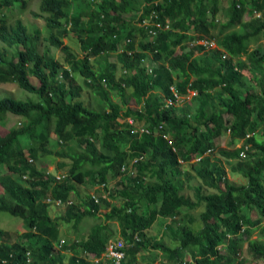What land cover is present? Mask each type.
<instances>
[{
  "label": "trees",
  "instance_id": "obj_1",
  "mask_svg": "<svg viewBox=\"0 0 264 264\" xmlns=\"http://www.w3.org/2000/svg\"><path fill=\"white\" fill-rule=\"evenodd\" d=\"M28 1L0 0V9L23 11ZM220 1L41 0L46 30L0 16V83L37 96H0L1 125L7 113L22 118L0 132V211L25 225L0 227V264H114L103 256L112 239L126 243L120 264L151 250L173 264H246L245 243L264 264V0H231L222 17ZM249 9L253 21L244 20ZM72 36L82 53L64 41ZM84 88L94 104L81 99ZM226 135L232 148H218ZM216 150L244 183L226 179L219 161L205 163ZM45 155L55 172L29 159ZM195 157L190 175L183 165ZM130 164L133 174L110 191L109 178ZM102 184L107 197L80 194ZM56 200L65 211L52 217ZM157 220L159 238L147 233ZM61 223L76 234L69 243Z\"/></svg>",
  "mask_w": 264,
  "mask_h": 264
},
{
  "label": "rangeland",
  "instance_id": "obj_2",
  "mask_svg": "<svg viewBox=\"0 0 264 264\" xmlns=\"http://www.w3.org/2000/svg\"><path fill=\"white\" fill-rule=\"evenodd\" d=\"M231 0H221L219 2L220 5V11H219V17H222L224 15H226V13L228 12V7L230 5ZM40 4H41V0H29L28 4H27V8L23 11H19L18 10V6L17 4H15L14 6L17 7V9L15 7H11V8H5V9H0V16H6V18H8L10 21L14 20L15 18H21L23 21H25L26 23L29 24V27H32V25H37L40 28H44L45 27V19L44 17H38L36 16V13H40ZM20 9V8H19ZM1 11H3V13H1ZM137 14L133 12L132 14L129 15V17H132L133 19L137 18ZM258 14L255 13L254 11L253 13H251V10L249 9L247 11V13L244 15V20L245 21H253L255 20ZM43 30H46L45 28ZM65 42L71 43V45L74 47V49L78 50L80 53H82V51L79 49V46L76 42V39L74 36L71 37V39L69 38H65L64 39ZM261 43L264 44V38L261 40ZM211 45H215V43H211ZM51 51L53 53V55H55L57 58L63 60L64 59V54L62 53L61 50H59L56 47H51ZM109 60L114 62L115 59V55L111 54V56L109 57ZM122 68L118 69V75H120L122 73ZM244 73L246 74V76L250 77V73L245 70ZM77 80L79 83H82V77L78 74H75ZM33 81H36L34 79H32ZM15 95L19 98L22 99H32V100H36L37 96L33 93H28L25 90H22L16 83H0V96H5V95ZM190 98V96H187L186 99L188 100ZM81 99L84 100L86 103L92 102L93 104L95 103V99L93 97V93L91 92V90L89 88H84V90L82 91V96ZM182 98L179 100V102L181 103ZM128 105H130L131 107L137 108L138 106L135 105V102L132 99H128ZM4 123L2 124V121L0 120V132H5L7 131L10 127L12 126H16L19 125V123L22 121V118L11 114V113H7L5 115L4 118ZM144 127H142L143 129ZM51 141L55 142L56 141V136L54 134H52L50 136ZM216 145L217 147H227V148H232L231 146V140L229 138L228 135L220 137L218 139H216ZM241 145V143H237L235 145V147H239ZM205 163H210L213 160L219 161L220 164L225 167L226 169V175L225 178L228 179L229 181L233 182V183H244L245 182V178L242 177L239 173L233 172L231 170V165H232V161L229 159H226L224 157H222L219 152L216 151H211L205 154ZM208 156V157H207ZM210 156V158H209ZM29 159L31 161H33L39 168H46L48 172H55V165H56V161L53 160L50 157L45 156H39V158L34 159L32 157L29 156ZM199 158L195 157V159H192L190 163H184L183 168L188 171L190 173V175H193L196 173V170L198 169L200 162L198 161ZM123 174L120 176H111L108 180L107 186L110 189H115L116 186H118V181L120 178L125 177L126 175H131L134 172V165L130 164L129 170H125L122 169ZM6 169L3 168V166L0 164V173H5ZM127 172V173H125ZM57 173V172H56ZM58 174V173H57ZM95 188H98V186H96ZM95 188H89L86 185H82L79 188L80 194L82 196L86 195V194H92L93 197H95V199L98 200V198L101 196H106L108 195V188L106 190V188L102 187L99 189V191H97ZM3 191L2 186L0 185V193ZM109 191V192H110ZM185 192L190 194L191 193V188L190 187H186L185 188ZM47 197V196H46ZM45 197V198H46ZM72 197L77 200L75 198V195L73 194ZM74 200V201H75ZM96 200V201H97ZM111 202H115L114 200H111ZM76 203V201H75ZM76 206V205H75ZM105 208H103L101 210V212L104 211ZM202 210V208H199L195 211H193V213L195 215L198 216V213ZM65 211V204H52L50 203V205L48 206V212L52 217H58L64 214ZM93 219H86L84 221V223H82L80 225V229L77 232L78 234L81 233H86L89 230V226L92 224ZM0 227L4 228V229H9L12 232H22L25 229V225H24V220L21 217L18 216H14L8 212H4V211H0ZM163 228H161V221L157 220L155 221V223L151 226L150 229H148L147 233L149 236H157V238L160 237L161 235V231ZM258 234L262 235L261 229L258 230L256 233L253 234V237H257ZM74 236H76L75 232L72 230L70 225H66L65 223H61V238L63 240H66L68 243L71 241V239L74 238ZM65 243V242H64ZM242 257L243 259L246 260V264H255L251 254L248 252L247 250V243H245V246L243 247V251H242ZM188 258V257H187ZM139 264H173L167 257H165L163 254H161V252L159 250H151L148 252H145L141 257H140V261Z\"/></svg>",
  "mask_w": 264,
  "mask_h": 264
},
{
  "label": "built area",
  "instance_id": "obj_3",
  "mask_svg": "<svg viewBox=\"0 0 264 264\" xmlns=\"http://www.w3.org/2000/svg\"><path fill=\"white\" fill-rule=\"evenodd\" d=\"M156 26L160 27V23H156ZM152 32L155 33L154 31H152ZM129 121L131 122L132 120L129 119ZM141 130L143 131L144 129H141ZM241 155L244 156L243 151H242ZM102 187H104V184H102ZM54 203L62 204L63 202L61 200H56ZM63 241L64 240L62 239L61 242H63ZM125 245H126V243L122 239L109 240L107 247H106V252L103 254V256L106 257L107 259H111L114 262V264H120L121 260L124 257V254H125L124 253ZM88 256L91 258V260L93 262H98V258H96L92 253H88Z\"/></svg>",
  "mask_w": 264,
  "mask_h": 264
}]
</instances>
